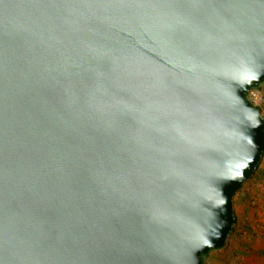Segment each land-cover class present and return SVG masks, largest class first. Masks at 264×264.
I'll return each mask as SVG.
<instances>
[{
  "label": "water",
  "instance_id": "water-1",
  "mask_svg": "<svg viewBox=\"0 0 264 264\" xmlns=\"http://www.w3.org/2000/svg\"><path fill=\"white\" fill-rule=\"evenodd\" d=\"M263 81L264 0H0V264H202Z\"/></svg>",
  "mask_w": 264,
  "mask_h": 264
},
{
  "label": "rangeland",
  "instance_id": "rangeland-1",
  "mask_svg": "<svg viewBox=\"0 0 264 264\" xmlns=\"http://www.w3.org/2000/svg\"><path fill=\"white\" fill-rule=\"evenodd\" d=\"M233 208L240 228L223 248L205 254L204 264H264V178L256 173L244 183L233 197Z\"/></svg>",
  "mask_w": 264,
  "mask_h": 264
},
{
  "label": "built area",
  "instance_id": "built-area-1",
  "mask_svg": "<svg viewBox=\"0 0 264 264\" xmlns=\"http://www.w3.org/2000/svg\"><path fill=\"white\" fill-rule=\"evenodd\" d=\"M261 85L262 84L250 89L247 92V96L264 116V87Z\"/></svg>",
  "mask_w": 264,
  "mask_h": 264
},
{
  "label": "trees",
  "instance_id": "trees-1",
  "mask_svg": "<svg viewBox=\"0 0 264 264\" xmlns=\"http://www.w3.org/2000/svg\"><path fill=\"white\" fill-rule=\"evenodd\" d=\"M263 156H264V155H263ZM259 165H260V164H259ZM259 165H258V167H257V169L255 170V172H254L253 175H255V174L258 172V170H259ZM253 175H252V176H253ZM252 176H251V178H252ZM239 228H240L239 219H238L237 215L235 214V224H234V226H233V228H232L231 233H232L233 231L239 229ZM231 233H230V234H231ZM245 249H246V246L243 247V250H245ZM210 251H212V250H210ZM204 257H205V255H202V259H203V263H202V264H204Z\"/></svg>",
  "mask_w": 264,
  "mask_h": 264
},
{
  "label": "crops",
  "instance_id": "crops-1",
  "mask_svg": "<svg viewBox=\"0 0 264 264\" xmlns=\"http://www.w3.org/2000/svg\"><path fill=\"white\" fill-rule=\"evenodd\" d=\"M263 163H264V158H263L262 162L260 163L259 170L257 172L258 178L262 177V181H263V178H264V167H263L264 165L262 166Z\"/></svg>",
  "mask_w": 264,
  "mask_h": 264
},
{
  "label": "flooded vegetation",
  "instance_id": "flooded-vegetation-1",
  "mask_svg": "<svg viewBox=\"0 0 264 264\" xmlns=\"http://www.w3.org/2000/svg\"><path fill=\"white\" fill-rule=\"evenodd\" d=\"M262 83H264V81H263ZM262 83H261V84H262Z\"/></svg>",
  "mask_w": 264,
  "mask_h": 264
}]
</instances>
